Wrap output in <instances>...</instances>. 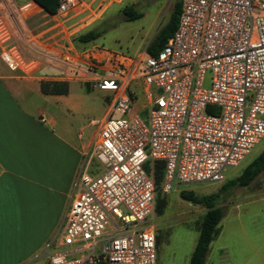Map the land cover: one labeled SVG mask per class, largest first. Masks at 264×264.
<instances>
[{
	"label": "built area",
	"instance_id": "obj_1",
	"mask_svg": "<svg viewBox=\"0 0 264 264\" xmlns=\"http://www.w3.org/2000/svg\"><path fill=\"white\" fill-rule=\"evenodd\" d=\"M88 9L60 0L55 15ZM0 58L22 77L41 64L1 8ZM59 61L111 99L47 264H158V189L224 182L264 138V0H183L177 29L155 56L92 45ZM140 96L144 115H128Z\"/></svg>",
	"mask_w": 264,
	"mask_h": 264
},
{
	"label": "rangeland",
	"instance_id": "obj_2",
	"mask_svg": "<svg viewBox=\"0 0 264 264\" xmlns=\"http://www.w3.org/2000/svg\"><path fill=\"white\" fill-rule=\"evenodd\" d=\"M26 1L10 0L1 8L5 11L15 37L20 43H24L26 37H32L37 40L36 45H39L38 42L43 43L46 38L44 31L50 28V24L47 22L49 18L43 17V14L33 18L21 17L17 6H21ZM176 1L107 0V11L103 13L102 19L92 25L73 26L74 22L70 21L71 16L66 15L59 17V21L63 25L59 26L64 27L63 34L68 32V38L77 49L82 50L96 45L115 53L136 56L138 53L146 51L159 29L169 20ZM133 4L144 13V16L136 21H125L121 10ZM96 15L93 13V17L97 18ZM99 27L106 29L99 39L86 45L78 42L77 38L81 34ZM29 44L31 43L29 42ZM36 45H31L32 48L30 45L27 48L23 45V49L29 55L40 60L42 54L37 51ZM64 97V102L59 104H54L47 99L43 100L37 108L38 113L44 112L47 117L55 120L54 131L55 134L60 135L61 139L90 145L94 133L98 129V124L93 123V120L100 122L105 116L111 99L110 93L99 91L94 88L93 83L73 81L70 84V92ZM143 103L144 98L138 97L128 115H144ZM263 150L264 138L238 167L226 170L224 182L175 184V188L165 195H162L158 189L157 197L165 198L167 203L162 214L155 211L153 215L158 238V264H189L196 246L199 226L207 208L183 200L180 192L184 190L193 191L199 196L219 195L217 206L225 212L220 223V234L211 244V251L205 264H264V174L259 175L247 187H228V183L241 176L244 169ZM82 170L83 167L81 172ZM73 180L74 191L75 176ZM58 232L59 230L53 239L51 238L49 244L54 241ZM51 250L52 246L41 251L36 257L20 264H47L48 254Z\"/></svg>",
	"mask_w": 264,
	"mask_h": 264
},
{
	"label": "crops",
	"instance_id": "obj_3",
	"mask_svg": "<svg viewBox=\"0 0 264 264\" xmlns=\"http://www.w3.org/2000/svg\"><path fill=\"white\" fill-rule=\"evenodd\" d=\"M9 1L0 0V8ZM80 1L88 3L89 9L77 16L70 15L73 26H90L107 11V0ZM33 3L27 0L17 10L23 18L39 14L49 18L45 40L36 45L35 38L26 37L24 43L15 38L22 49L23 45L26 48L36 45L42 54L35 77L14 74L0 58V264H20L36 257L47 249L55 233L62 230L79 190L81 169L93 151L98 133L97 129L90 145L65 141L55 134V120L44 112L38 113L43 100L59 104L66 96L44 94L41 82H67L69 92L71 82H85L81 73L66 69L59 61L65 51L81 49L70 41L68 32L63 34L58 16ZM93 13L98 17H93Z\"/></svg>",
	"mask_w": 264,
	"mask_h": 264
},
{
	"label": "trees",
	"instance_id": "obj_4",
	"mask_svg": "<svg viewBox=\"0 0 264 264\" xmlns=\"http://www.w3.org/2000/svg\"><path fill=\"white\" fill-rule=\"evenodd\" d=\"M36 4L42 7L49 14H56L60 4V0H33ZM183 0H177L174 5L172 14L169 20L159 29L153 40L146 48V53L152 56L157 53L168 43L169 39L176 31ZM122 17L125 21H136L144 16V13L135 5L126 6L121 10ZM106 29L99 27L94 30H90L84 34H81L77 40L79 43L89 44L99 39ZM41 91L44 94L50 95H66L69 92V85L67 82H41ZM164 163L162 161L155 162V180L159 185L163 176ZM261 174H264V150L262 153L248 165L241 176L236 180H232L228 183V187H247ZM227 188V187H226ZM225 189V188H224ZM162 195H165L159 190ZM157 192V196L158 193ZM156 196L155 211L158 214H162L166 207L165 198ZM180 196L183 200L188 201L194 205H203L207 208L204 214L200 226L199 237L190 258L189 264H205L207 256L209 254L211 244L220 234V223L225 216V212L222 208L217 206L219 195L199 196L193 191H182ZM157 251H158V238H157Z\"/></svg>",
	"mask_w": 264,
	"mask_h": 264
}]
</instances>
